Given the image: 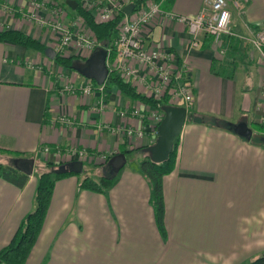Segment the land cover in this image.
Masks as SVG:
<instances>
[{"label":"crops","instance_id":"1","mask_svg":"<svg viewBox=\"0 0 264 264\" xmlns=\"http://www.w3.org/2000/svg\"><path fill=\"white\" fill-rule=\"evenodd\" d=\"M43 1L48 6L54 0ZM28 6L29 0H0V30L18 29L50 46L23 17ZM202 6L203 0L159 4L165 12L188 18ZM226 7L232 35H223L218 44L199 34L198 46H191L185 25L163 15L143 29L142 44L167 46L186 62L193 91L190 110L249 126L261 118L264 95L257 88L264 81L263 69L256 68L257 83L253 72L239 79L237 72L224 71L217 48L223 44L235 50L238 40L231 36L252 35L264 27V0H226ZM41 14L45 16V9ZM212 61L218 75L210 69ZM62 69L37 50L0 41V150L5 152L1 155L32 159L22 187L0 178V248L32 208L37 179L32 170L37 161L63 162L64 151L76 146L93 158L87 164L94 166L101 163L97 155L145 146L152 137L147 133L130 143L119 132L107 130L105 126L137 128L141 122L131 109L140 104L115 88L71 94L64 90L65 82L73 81L77 87L83 78ZM99 98L105 107L93 110ZM140 112L149 116L146 109ZM59 114L70 123L61 124ZM243 139L221 127L184 121L174 169L161 179L164 237L154 224L149 188L138 165L122 167L105 193L79 189L73 175L56 180L24 264H243L264 254V149ZM45 146L49 152L41 154ZM136 153L143 156L142 151ZM94 214L92 222L82 219Z\"/></svg>","mask_w":264,"mask_h":264},{"label":"built area","instance_id":"2","mask_svg":"<svg viewBox=\"0 0 264 264\" xmlns=\"http://www.w3.org/2000/svg\"><path fill=\"white\" fill-rule=\"evenodd\" d=\"M78 2L82 8L92 14L95 20L101 22L114 19L125 4H134L132 11L128 15H123L117 24L115 37L110 44L113 58L106 59V66L112 69L111 71L115 70L122 81L132 82L141 94L155 99L164 94L170 104L187 105L190 102L192 92L188 70L184 64L168 65L166 62L173 59V55L168 50L156 46L144 48L140 35L141 29L146 27L156 16L165 14L186 26V32L191 38L190 44L194 47L198 46L197 36L199 34L208 36L215 44L221 41L223 35H232L226 0H203L202 8L193 18L175 17L164 13L159 9L158 2L154 0H78ZM29 6L31 11L24 13L23 17L33 21L37 27L46 25L41 14V10L45 9L46 2L32 0L29 2ZM59 18L63 19V16H59ZM51 20L54 24L49 26L54 34L52 46L55 50L66 52L65 55L69 53V55L83 57L96 46L94 35L89 29H86L85 23L79 16L65 22L57 19ZM249 42L264 60V28L255 30L250 36ZM217 52L221 53V50ZM141 70L145 72L140 75L139 71ZM146 79H149V82ZM154 79L155 83H153ZM85 81L87 82V80ZM155 85H159V87L156 88ZM103 89V85H92L89 82L81 83L77 87L68 83L64 86V90L71 94L79 91L83 95L100 93ZM103 102L104 100L99 98L93 106V110H102ZM262 110L263 116L260 124L264 125V104ZM131 115L136 116L142 123L137 128L128 125L105 127L111 133L119 132L125 140L131 142L143 138L147 133L154 134L153 129L161 118V114L156 110H152L149 116H145L137 108L131 109ZM57 120L60 123L64 121H67V124L70 123L64 114H59ZM143 122L145 123L143 124ZM151 141L152 138L149 143ZM66 153H69V157L81 161L89 162L93 159L84 149L76 147L69 148ZM105 158L104 155L100 157L101 162Z\"/></svg>","mask_w":264,"mask_h":264},{"label":"trees","instance_id":"3","mask_svg":"<svg viewBox=\"0 0 264 264\" xmlns=\"http://www.w3.org/2000/svg\"><path fill=\"white\" fill-rule=\"evenodd\" d=\"M60 6H66L67 0H58ZM76 3L75 8L72 10L73 16H80L85 22V25L94 35L96 41V48L102 43L107 44V48H110V43L115 37L117 31V24L119 22L120 15H117L116 18L109 21H96L93 19L92 15L83 9L78 0H73ZM171 2L172 0H167ZM166 7V6H164ZM258 29H262L257 27ZM0 41H9L11 43L21 45L23 47L32 48L34 50L43 53L44 49L47 48L44 44L31 37L30 35L14 28H5L0 30ZM95 48V49H96ZM264 53V47H263ZM113 57L112 51L108 54V57ZM85 58L78 55H63L61 53L55 54L52 61L64 69L70 70L72 65L82 64ZM216 61H212L210 69L216 75L218 71L214 70ZM214 64V66H213ZM92 85H96L94 81L89 80ZM103 88H115L125 98L140 104L144 107H147L152 110H156L161 113V107L166 105L167 98L166 95L161 96L160 98H151L145 96L138 92L135 89V86L129 83L122 81L117 75L113 72H110L103 83ZM193 92V91H191ZM187 120L194 121L200 124L213 125L217 127L224 128L226 130L232 131V123L221 119L212 114L206 113H196L188 108ZM255 125V131L260 137L264 135V125L253 122ZM153 139H155V128L153 129ZM259 145H262L261 142L257 141ZM139 146L130 149H121L119 152L126 153L142 151L143 158L139 162L138 172L145 179L148 188H149V197L148 203L152 208L154 224L159 232V234L164 237L165 229L163 224V201H162V188H161V179L164 175L169 174L175 165L176 154L178 149V138L175 139L172 146L171 152L168 154L167 158L162 162H153L149 160L145 148L148 146ZM0 150V155L3 154ZM113 154L108 155L102 163L97 165L101 166L105 170V174L99 176L98 179L94 180L89 178V176H84L78 182V188L87 190L94 193H105L114 183L117 177V173H109V167L107 165V160ZM20 154H9V162L6 164L0 163V178L7 181L8 183L14 185L17 188H20L24 185L27 176L26 174L18 171L13 166V159L15 157H21ZM62 162H44V171H41L37 175L35 190L32 197V208L26 213L18 224L16 230L12 234L10 240L6 245L0 248V264H24L36 238L42 226V223L45 218L46 210L51 197L52 187L56 180L63 178L68 175H75L74 173L67 172L65 169H58L57 167L63 165ZM245 264H264V254H261L257 257L252 258Z\"/></svg>","mask_w":264,"mask_h":264},{"label":"rangeland","instance_id":"4","mask_svg":"<svg viewBox=\"0 0 264 264\" xmlns=\"http://www.w3.org/2000/svg\"><path fill=\"white\" fill-rule=\"evenodd\" d=\"M30 1H32V0H29V2ZM35 1H39V0H35ZM154 1H156V2H158V4H160V2L161 1H163V0H154ZM59 2L60 1H58V0H54V1H49L48 3H51V4H49L48 6L46 5L45 6V13H46V16H43V18L45 19V22H46V25H44L43 27H37L36 25H35V23L33 22V21H31L32 22V24L35 26V27H37V29L39 30V33H40V35H43L44 36V40H45V42L47 43V44H50V46H47L48 48H51L53 51H54V56H55V54H56V52L57 53H59V52H61V53H63V55H65L66 54V52H62V51H57V50H55L54 48H53V46H52V42L54 41V34H52L53 33V31L51 30V27L49 26L50 24H54V22L51 20V19H57L58 21H63V22H65V21H68V20H70V19H74L75 17H77L76 15H74L73 16V14H72V10L66 5V6H60L59 5ZM47 4V3H46ZM128 4H131L132 5V8L130 9V11L128 12V13H124L123 11H122V8L124 7V6H126V5H128ZM128 4H125L122 8H121V10H120V13H118L117 15H120V18L123 16V15H128L131 11H132V9H133V3H128ZM81 6V5H80ZM51 7V8H50ZM84 9V8H83ZM159 9H160V7H159ZM162 12H164V13H168V14H171V15H173V16H175V17H184V18H187V17H185V16H180V15H175V14H172L171 12H165V11H163L162 9H160ZM31 11V7L30 6H28V9H27V13H29ZM86 11H88V10H86ZM35 12V11H34ZM89 12V11H88ZM90 13V12H89ZM91 14V13H90ZM92 15V14H91ZM59 16H63V19H60L59 18ZM163 16H165L166 18H168V19H170V20H175V19H171V18H169V17H167L165 14L163 15ZM80 17V16H79ZM93 17V16H92ZM117 17V16H116ZM115 17V18H116ZM120 18H119V20H120ZM82 19V18H81ZM93 19H94V17H93ZM95 20V19H94ZM113 20V19H112ZM97 21V20H96ZM175 21H177L178 22V20H175ZM29 22H30V20H29ZM84 22V21H83ZM180 22V21H179ZM85 23V22H84ZM181 23V22H180ZM183 24V23H182ZM86 26V25H85ZM87 27V26H86ZM85 27V28H86ZM186 27V26H185ZM145 28V27H144ZM144 28H142L141 29V32H140V35H141V38H143V29ZM262 29L264 28V27H261ZM86 29H88V28H86ZM253 34V33H252ZM250 34L249 35H236L235 37L234 36H231V38H233V39H236V40H238L237 42V48L235 49V50H232L231 49V51L229 50L230 49V47L228 48V47H225V46H223V44H221L218 48H217V51L218 50H220L221 48H222V50H221V53H218L217 52V55H219V56H221L220 58H221V60H222V62H223V65L227 68V70L225 69L224 71H229V70H231V72L232 73H234V72H237L238 74H239V79H240V77L242 78V76H246L247 74H249L250 72H253L251 75H252V77H253V79H254V81H255V83H257V81H256V76L258 75L257 74V72H256V68H257V66H259V67H261L262 69H263V73H264V60L262 59V57H260L259 56V54L252 48V46L250 45V42H249V38H250ZM211 41V40H210ZM112 42V41H111ZM222 42V41H221ZM111 44V43H110ZM110 47H111V45H110ZM156 47H158V46H156ZM96 48V46L94 47V49ZM160 48H163V49H166V50H168L172 55H173V59L172 60H170V61H167L166 63L168 64V65H175V64H184V66L187 68V64H186V62L184 61V60H180V59H178L177 58V56L175 55V53L169 48V47H167V46H160ZM93 49V50H94ZM107 49H108V53H107ZM92 50V51H93ZM105 50H106V58H105V65H106V59L107 60H111L112 58H110V56L108 57V54L110 53V48H105ZM91 51V52H92ZM91 52H89V54L91 53ZM89 54H85L83 57L86 59L87 58V56L89 55ZM113 54V53H112ZM163 63V62H162ZM84 63H82V64H77V65H83ZM136 67H138V68H140L138 65H135ZM107 67V66H106ZM71 69V68H70ZM62 70H64V69H62ZM65 70H67V69H65ZM107 70H108V74L110 73V72H113L115 75H117L118 77H119V75L116 73V71L115 70H113V71H111L112 69H110L109 67L107 68ZM67 71H70V70H67ZM71 71L76 75V76H74V77H76V78H78V77H81L78 73H76L74 70H72L71 69ZM145 71H143V70H141V71H139V73H140V75L141 74H143ZM108 76V75H107ZM264 76V75H263ZM83 78V77H82ZM188 78H189V81H190V76L188 75ZM66 79H69V78H67L66 77ZM85 80H87V82H89V83H91L88 79H85V78H83L82 79V83L83 84H86L87 82L85 81ZM106 80V79H105ZM264 80V79H263ZM146 81H148L149 82V79H146ZM67 82H69V80H67ZM67 82H65V83H67ZM73 82V81H72ZM70 83L71 85H73V83ZM104 83V82H103ZM103 83L102 84H99V85H103ZM126 83H129V84H132V85H134L132 82H130V81H126ZM153 83H155V79L153 80ZM190 84H192L191 82H190ZM97 85V84H96ZM246 85V84H245ZM135 86V85H134ZM141 88H144V87H142V86H140ZM155 87L157 88V87H159V85H155ZM259 88H257V93H260L261 95H264V81H262V84L260 83V85L258 86ZM254 88H256V85L255 86H252V88H250V90H252V89H254ZM135 89L137 90V91H139L140 92V90L135 86ZM191 91H192V85H191ZM161 96H164V94L163 95H161ZM161 96H159L158 98H160ZM191 97H192V95H191ZM166 98H167V96H166ZM192 99V98H191ZM190 102H191V100H190ZM190 102L187 104V105H182V104H170L169 102H168V99H167V103H166V105H173V106H182V107H184L186 110H188V108H189V104H190ZM104 103V102H103ZM261 104V103H260ZM263 104H264V100L262 101V107H261V118H262V116H263V110H262V108H263ZM104 107H105V104H104ZM133 109H135L134 107H132ZM137 109L140 111V110H147V112H148V114H150V112L152 111V109H149V108H147V107H144V106H142V105H138V107H137ZM142 113V112H141ZM160 113V112H159ZM142 114H144V113H142ZM161 118H162V115H163V113H162V110H161ZM145 116H146V114H144ZM65 117H66V115H65ZM67 118V117H66ZM161 118H160V120H161ZM261 118H258V119H256L255 121L256 122H258V123H260V121H261ZM68 119V118H67ZM69 120V119H68ZM159 120V121H160ZM186 120H187V117H186ZM68 122L67 121H64V122H61V124H67ZM145 122H143V124H144ZM159 123V122H158ZM157 123V124H158ZM142 124V123H141ZM157 124H156V126H157ZM156 126H155V129H156ZM251 130H252V133H251V137H250V140H249V142L250 143H252V144H257L258 146H260V148H263L264 149V146L263 145H259L258 143H257V141H258V139H259V137H258V135H257V133H256V131H255V125H253V124H249V126H248ZM182 128V127H181ZM155 134H156V132H155ZM179 137V136H178ZM177 137V138H178ZM151 138H153V134H152V137ZM243 139V138H242ZM154 140V139H153ZM244 140V139H243ZM133 142H135V141H131L130 143H133ZM71 147H76V146H69L65 151H64V153H65V157H66V159L67 160H65V161H57V162H62V163H67V162H70V161H73V160H77L76 158H74V159H69V158H73V157H69L70 155H69V153H66L67 152V150L69 149V148H71ZM40 150H41V154L42 153H47V152H49V150H48V148L45 146V147H42V148H40ZM54 152H56L57 154H62L63 152H62V150H60V149H56ZM87 153V152H86ZM114 155V154H113ZM98 157H103V155L102 154H99V155H97ZM105 156V155H104ZM107 157V156H106ZM142 155H141V153H136V152H131V153H126L125 154V159H126V161H125V164H124V166H122V167H125V168H128V167H132V166H137V165H139V162L142 160ZM78 161H81V160H78ZM9 162V157L8 156H4V155H0V163H2V164H6V163H8ZM46 162H49V161H46ZM81 163H82V172L81 173H79V174H77V173H74L75 175H73V176H76V177H78V179L80 180L81 178H83L85 175H87V176H89V178H91V179H94V180H96V179H98L99 178V176H101V175H103V174H105V170L101 167V166H99V165H94V166H92V165H89V164H87V162L86 161H81ZM102 163V162H101ZM44 164V163H43ZM43 166L44 165H41L40 163H39V161H37L35 164H34V168H33V170H32V173L33 174H35V175H38L41 171H44L45 170V168H43ZM138 167V166H137ZM28 175V174H27ZM90 192V191H89ZM163 201V200H162ZM163 210H164V205H163ZM80 213H81V215L83 214V209L81 208V210H80ZM77 214V209L75 208L73 211H72V214H71V216H73L74 218H75V215ZM109 215L112 217V218H114L115 216L114 215H112V213L110 214L109 213ZM94 216H95V214L94 215H92V216H82V219H84V220H89V221H91L92 222V220H93V218H94ZM257 257V256H256ZM249 260H251L250 259V257H249V259L247 260V261H249ZM246 261V262H247ZM246 262H244L243 264H245Z\"/></svg>","mask_w":264,"mask_h":264},{"label":"water","instance_id":"5","mask_svg":"<svg viewBox=\"0 0 264 264\" xmlns=\"http://www.w3.org/2000/svg\"><path fill=\"white\" fill-rule=\"evenodd\" d=\"M67 6L73 10L76 3L73 0L66 1ZM132 8L131 4H128L122 8L124 13H128ZM106 43H102L99 47L94 49L84 60V64L70 66L72 70L78 73L85 79L94 81L95 84H102L108 75V70L105 65L106 58ZM43 54L48 59H53L54 51L51 48H45ZM162 118L156 126V137L152 144L148 145L145 150L147 152L149 160L153 162L164 161L168 154L172 150L175 139L179 136L181 127L186 120L187 110L182 106L164 105L161 107ZM232 132L239 137L249 140L252 130L248 127L246 122L238 121L231 126ZM259 141L264 146V135L259 137ZM125 155L123 153H117L112 155L107 160L109 167V173H117L125 164ZM13 166L18 171L29 174L32 167V159L16 157L12 161ZM58 169H65L70 173H81L82 163L78 160L67 162L57 167Z\"/></svg>","mask_w":264,"mask_h":264},{"label":"bare ground","instance_id":"6","mask_svg":"<svg viewBox=\"0 0 264 264\" xmlns=\"http://www.w3.org/2000/svg\"><path fill=\"white\" fill-rule=\"evenodd\" d=\"M99 47V46H98Z\"/></svg>","mask_w":264,"mask_h":264}]
</instances>
